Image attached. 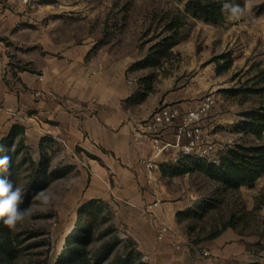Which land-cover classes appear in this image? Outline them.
Returning <instances> with one entry per match:
<instances>
[{
	"label": "rangeland",
	"instance_id": "374dc122",
	"mask_svg": "<svg viewBox=\"0 0 264 264\" xmlns=\"http://www.w3.org/2000/svg\"><path fill=\"white\" fill-rule=\"evenodd\" d=\"M187 1L0 0V4L28 12L56 41L91 46L87 59L109 56L124 63L127 84L133 81L136 90L133 99L142 102L149 97L154 110L163 105L190 106L212 93L215 105L209 124L216 126L214 139L226 150L264 144V133L257 139L238 130L264 109V0H251V9L240 20L226 18L219 25L193 18L185 11ZM235 2L243 5L244 0ZM173 35L179 43L164 48ZM222 56L232 64L217 75ZM142 93L146 96L139 101ZM24 121L22 114L0 115L4 148L0 156L11 158L7 171L0 168V177L22 189L19 207L31 209V216L15 231L0 220V264H76L73 252L92 264H212L221 247L231 243H239L264 264V176L251 187L231 190L205 175L207 165L181 160L179 164L190 171L161 176V190L153 194L158 205L148 213L173 208L171 218H153L141 226L114 204L86 198L89 172L84 162L81 171L76 169L73 147L51 140L38 144L36 136L25 130L12 135V126ZM172 163L168 159L164 167ZM42 190L51 197L47 206L35 199ZM89 201L102 202L96 205L100 212L82 217L83 230L73 235L79 212ZM192 210L197 214L189 213ZM154 223L169 227L163 241L156 240ZM65 252L72 257L63 258Z\"/></svg>",
	"mask_w": 264,
	"mask_h": 264
},
{
	"label": "crops",
	"instance_id": "0c3cea01",
	"mask_svg": "<svg viewBox=\"0 0 264 264\" xmlns=\"http://www.w3.org/2000/svg\"><path fill=\"white\" fill-rule=\"evenodd\" d=\"M90 49L56 41L28 12L0 4V115H24L21 127L38 144L51 140L73 147L76 169L81 171L84 162L89 172L83 192L88 200L108 201L141 226L153 218L169 221L173 208L148 214L146 207L157 198L135 164L143 146L134 131L155 102L149 97L136 102L125 64L109 56L87 59ZM170 132L164 131L165 139ZM248 261L257 262L239 243H231L221 247L212 264Z\"/></svg>",
	"mask_w": 264,
	"mask_h": 264
},
{
	"label": "built area",
	"instance_id": "2783aa9c",
	"mask_svg": "<svg viewBox=\"0 0 264 264\" xmlns=\"http://www.w3.org/2000/svg\"><path fill=\"white\" fill-rule=\"evenodd\" d=\"M23 2L28 3L29 0ZM128 84L132 85L133 81ZM214 105V97L212 93H208L190 106H159L147 118L137 123L134 137L143 149L135 164L144 172L145 185L153 194H158L161 190L160 168L168 159L174 162L203 161L215 166L220 164V159L227 150L214 139L216 126L209 124ZM167 129L171 130V141L164 137ZM190 198L193 199L192 196ZM157 205L154 202L147 209ZM154 224L156 240L163 241L170 234L169 227L165 223ZM173 247L179 249L176 244ZM201 255L207 257L208 253L203 251Z\"/></svg>",
	"mask_w": 264,
	"mask_h": 264
},
{
	"label": "trees",
	"instance_id": "16d2710c",
	"mask_svg": "<svg viewBox=\"0 0 264 264\" xmlns=\"http://www.w3.org/2000/svg\"><path fill=\"white\" fill-rule=\"evenodd\" d=\"M223 0H188L185 4V11L190 14L193 18L199 19L204 23L211 25H219L224 22L227 18L228 13L221 10ZM177 25H172L176 28ZM179 43V40L173 35L166 40L164 48L171 49ZM225 56H222V64H219L215 68L217 75L222 74L231 67L232 61L230 59L224 60ZM147 62L141 64L145 67ZM146 94L142 93L139 95L138 100L141 101L145 98ZM239 132L247 133L255 138H260L264 133V109L257 111L251 115L249 119L243 124L238 126ZM24 129L21 126H12L11 134H23ZM180 161H176L170 164L168 167H161L160 174L165 177L181 176L190 170L184 164H179ZM207 165L203 170L205 175L220 183L227 189H237L240 186L251 187L253 183L264 176V144H261L252 148H245L243 146H236L234 149H229L222 155L220 164L218 166L208 164L203 161H196ZM98 201H89L84 208L79 212V219L74 230L76 235L83 230V225L80 224V220L85 216H92L95 213L100 212V209L96 205L101 204ZM191 214H197L195 210L190 211ZM226 227V226H225ZM224 227V228H225ZM219 233H215L217 236ZM72 253L65 252L63 258H70ZM61 258V260L63 259ZM73 261L76 264H92L89 260L84 259L81 254L74 255ZM246 264H260L259 262H249Z\"/></svg>",
	"mask_w": 264,
	"mask_h": 264
},
{
	"label": "clouds",
	"instance_id": "9594fccd",
	"mask_svg": "<svg viewBox=\"0 0 264 264\" xmlns=\"http://www.w3.org/2000/svg\"><path fill=\"white\" fill-rule=\"evenodd\" d=\"M252 7L251 0H244L243 5L236 3L235 0H223L221 10L228 13L227 19L230 21L240 20L244 14ZM4 148L0 145V152ZM11 158L7 155L0 156V168L7 171ZM35 199L41 205L47 206L51 197L45 191L36 194ZM23 200V192L20 187H16L12 181L6 177H0V220L11 231H15L17 226L31 216V209H21L19 205Z\"/></svg>",
	"mask_w": 264,
	"mask_h": 264
}]
</instances>
